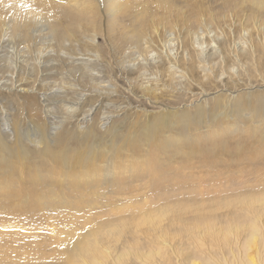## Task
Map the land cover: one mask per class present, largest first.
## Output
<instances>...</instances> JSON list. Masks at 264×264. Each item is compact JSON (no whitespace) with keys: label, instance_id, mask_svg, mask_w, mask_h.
I'll return each mask as SVG.
<instances>
[{"label":"rangeland","instance_id":"obj_1","mask_svg":"<svg viewBox=\"0 0 264 264\" xmlns=\"http://www.w3.org/2000/svg\"><path fill=\"white\" fill-rule=\"evenodd\" d=\"M114 1L0 0V264H264V6Z\"/></svg>","mask_w":264,"mask_h":264},{"label":"bare ground","instance_id":"obj_2","mask_svg":"<svg viewBox=\"0 0 264 264\" xmlns=\"http://www.w3.org/2000/svg\"><path fill=\"white\" fill-rule=\"evenodd\" d=\"M31 2L32 1H34V2H36V3H38L44 10H46V11H50L51 9L53 10V9H55L54 7L55 6H59L60 5V2L61 3H70V0L69 1H67V0H30ZM66 1V2H65ZM112 1H114V0H112ZM34 2H32V3H34ZM114 3H115V6H118L119 4L116 2V1H114ZM257 4L260 6V7H263L264 6V0H257ZM48 30V29H47ZM8 121V120H7ZM59 127V126H58ZM54 134V133H53ZM11 139V138H10ZM97 139V138H96ZM21 143V142H20ZM85 150V149H84ZM81 151V150H80ZM75 159V158H74ZM81 160V159H80ZM96 161V160H95ZM68 162H69V160H68ZM95 163V162H94ZM84 164V163H83ZM112 164V163H111ZM82 165V164H81ZM104 166V165H103ZM103 166H101V167H103ZM114 167H115V165H113ZM105 167V166H104ZM109 168L111 167V166H108ZM125 167V166H124ZM117 168V167H116ZM101 169V168H100ZM112 169V168H111ZM115 169V168H114ZM121 170V169H120ZM120 170H119V172H120ZM92 171V170H91ZM112 171V170H111ZM118 171V170H117ZM116 171V172H117ZM155 171V170H154ZM109 172H110V170H109ZM91 173V172H90ZM99 173V172H98ZM103 173H107L106 171L105 172H103ZM114 173V171L113 172H111V174H113ZM121 173V172H120ZM102 174V173H101ZM109 174V173H108ZM108 174H103L104 176H108ZM115 174H118V173H115ZM122 174V173H121ZM119 176H121V175H119ZM83 177V176H82ZM122 177V176H121ZM121 177H119L121 180H122V178ZM81 178V177H80ZM88 179H94V176L92 177V174H91V176H88L87 177ZM96 178V177H95ZM115 178V177H114ZM156 178V177H155ZM84 179V178H83ZM117 179V178H116ZM85 180H87V179H85ZM104 180V179H103ZM115 180V179H114ZM114 180H112V181H114ZM118 180V179H117ZM116 180V181H117ZM89 181V180H88ZM98 181V180H97ZM87 182V181H86ZM108 182V181H107ZM110 182V181H109ZM151 182V181H150ZM89 183H93V180H92V182H91V180H90V182ZM101 183V182H100ZM116 185V184H115ZM106 186H107V184H106ZM121 186V185H120ZM92 190V189H91ZM97 193V192H96ZM100 194V193H99ZM126 194V193H125ZM78 195V194H77ZM94 195V194H93ZM97 195V194H96ZM95 196V195H94ZM85 196H82V198L83 199H79V200H81L80 202H79V207L78 208H75L74 210H80V207H83L82 205L84 204V205H87V204H89L88 202H87V200L84 198ZM74 198H77L78 199V196H76V195H74ZM81 198V197H80ZM90 198H92V196L90 197ZM94 198V197H93ZM126 198V197H125ZM135 198V197H134ZM133 198V199H134ZM147 199V198H146ZM82 200H84V201H86V202H84V201H82ZM89 200V199H88ZM98 200V199H97ZM136 200H139V199H136ZM127 202H129L128 200H126ZM133 201V200H132ZM64 204L63 205H66L67 207H68V203L66 202V201H62ZM94 202V203H93ZM100 202V201H99ZM87 203V204H86ZM92 204H93V206H95L94 204H97V202H96V198L95 199H93L92 200ZM128 205H130V204H128ZM86 207H89V208H91V205H88V206H86ZM97 207V206H96ZM127 207V206H126ZM126 207H124V204L122 203V205H121V207H119V208H117V210L118 209H120L121 211H123V212H126V213H128V211H129V213L130 214H132V216H134V217H137V218H143L145 221H150V220H154L157 216H160L161 214L160 213H154V212H150V213H141L142 211H143V209H141L142 207H144V206H139V207H136V208H132L131 206H129V207H127V208H130V210H128V211H126V209H124V208H126ZM61 208V207H60ZM139 209H141V210H139ZM66 210H68V209H66ZM137 210H139V211H137ZM65 211V210H64ZM92 211V210H91ZM94 211V210H93ZM92 211V212H93ZM74 212V211H73ZM85 212V211H84ZM63 213V212H62ZM68 213V212H67ZM63 214H65V213H63ZM75 214H77V212L75 213ZM74 214V215H75ZM67 215V214H66ZM69 215V214H68ZM71 215V214H70ZM73 215V216H74ZM78 215V214H77ZM8 216V215H7ZM91 216V215H90ZM117 216V215H116ZM11 217V216H10ZM23 217H25V216H23ZM66 217V216H65ZM81 217H83V216H81ZM89 217V216H88ZM170 217V216H169ZM168 217V218H169ZM3 218V217H2ZM52 219L54 218V217H51ZM75 218V217H74ZM84 218V217H83ZM49 219V218H48ZM65 219V218H64ZM30 220V219H29ZM69 220V219H68ZM19 221V220H18ZM55 221V220H54ZM84 221H86V220H84ZM12 223H15V222H10L9 221V219L8 218H5L4 219V221H2L0 224H2V225H0V227H3L2 229H0V240H3L5 237H8V239L10 238V237H14L15 236V234H16V232L12 229L13 227H15V226H13L12 228H11V225H12ZM70 223V222H69ZM83 223V222H82ZM8 224H10V225H8ZM19 224V223H18ZM20 224H21V222H20ZM25 224H26V222H25ZM24 224V225H25ZM161 224V223H160ZM162 225V224H161ZM152 226H154V225H152ZM158 226V225H157ZM157 226H155L156 228H157ZM55 227V226H54ZM97 229V228H96ZM94 230V229H93ZM93 230H91V232H93ZM105 230H107V229H105ZM32 233V232H31ZM60 233H62V230L60 231ZM69 233V234H68ZM68 233H65V235H64V237L62 236V238H63V241H65V243H67V245H68V248L66 249V250H64L65 252L64 253H67V254H69V252H70V250L72 249V250H75V249H80V254H85V253H87V251H85V250H83V249H81V246H82V244H84V242H86V239H83L82 237H85V236H83V235H79V234H81V232L79 231H74V230H71L70 232H68ZM20 236V235H19ZM19 238V237H18ZM10 239H12V238H10ZM10 239L8 240L9 242H11L10 241ZM25 239V238H24ZM29 239V238H28ZM7 240V239H6ZM19 240H23V239H19ZM30 240V239H29ZM27 241V240H26ZM42 241V240H41ZM3 242V241H2ZM5 242V241H4ZM20 242V241H19ZM43 242V241H42ZM45 242V241H44ZM13 243V244H12ZM11 244H9V245H6V243H4V248H5V245L6 246H10L9 248H10V250H12L11 251V253H9L8 251H10V250H8L9 248L7 247V249H5L4 251H2V249H1V251H0V255H3L4 256V254H9L8 256L10 257V255H13V253H16V252H18V253H16V255L14 256L15 258H19V257H17L18 255L20 256V254H19V249H18V246L16 245V242H12ZM21 243V242H20ZM24 243V242H23ZM22 243V244H23ZM24 244H26V242L24 243ZM0 245H1V243H0ZM3 245V244H2ZM18 245L20 246V244L18 243ZM45 246H46V244H45ZM55 247V246H54ZM1 248V247H0ZM114 250V249H113ZM113 250H112V247L111 248H106V249H104V252L105 253H109L110 254V256L113 254ZM127 251L124 253V254H121L118 258H120V259H123L124 257H126V256H128L129 255V253L131 252H133V251H131V248L129 247V249H126ZM39 251V250H38ZM56 251H57V249H56ZM58 251H61V249L60 250H58ZM40 252V251H39ZM101 253H103V251H98L97 252V254H101ZM116 253V252H115ZM156 253H159V252H156ZM18 254V255H17ZM42 254L45 256V254L42 252ZM47 255V254H46ZM70 255V254H69ZM5 256H7V255H5ZM44 256L42 257L43 259H45L44 258ZM88 256V255H87ZM23 257H27L26 255L25 256H23ZM46 257V256H45ZM8 258V257H7ZM10 258H12V257H10ZM21 258V257H20ZM13 260H11V261H15L14 260V258H12ZM43 259H41V260H43ZM91 259V258H90ZM146 259V258H145ZM27 261V260H26ZM45 261V263H46V259L44 260ZM90 261V260H89ZM88 261V257H87V259H84V263H88V264H106V262H101V259H98V258H94L93 257V261L92 262H89ZM144 261V260H143ZM147 261V260H146ZM17 263H18V261H16ZM29 262V261H28ZM16 263V264H17ZM27 263V262H26ZM43 263V262H42ZM70 263H72V261H70L69 262V264ZM12 264V263H11ZM15 264V263H14ZM28 264V263H27ZM31 264H33V263H31ZM44 264V263H43Z\"/></svg>","mask_w":264,"mask_h":264}]
</instances>
